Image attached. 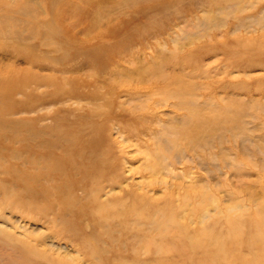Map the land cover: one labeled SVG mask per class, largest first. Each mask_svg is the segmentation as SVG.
I'll return each instance as SVG.
<instances>
[{
    "label": "rangeland",
    "instance_id": "obj_1",
    "mask_svg": "<svg viewBox=\"0 0 264 264\" xmlns=\"http://www.w3.org/2000/svg\"><path fill=\"white\" fill-rule=\"evenodd\" d=\"M0 18V70L27 80L21 116L109 156L125 197L112 206L141 205L97 243L111 264H264V0H0ZM7 204L0 229L34 231L0 232V264H16L19 232L84 258L26 264L90 261L39 206Z\"/></svg>",
    "mask_w": 264,
    "mask_h": 264
},
{
    "label": "bare ground",
    "instance_id": "obj_2",
    "mask_svg": "<svg viewBox=\"0 0 264 264\" xmlns=\"http://www.w3.org/2000/svg\"><path fill=\"white\" fill-rule=\"evenodd\" d=\"M0 74V198L8 201L6 207L13 210L39 206L38 216L67 233L64 235L66 239H80L86 243L91 257L86 264L97 263L96 260L101 264L115 263L106 255L110 250L97 243L107 241L106 235L113 240L111 227L117 221L121 224L120 217L126 218L130 211L134 215H143L140 212L141 205L134 201L130 210H126V203L122 202L116 207L112 206L113 201L125 197L114 193L117 180L115 175L112 176L114 163L110 157L78 147L80 137L66 132L60 134L53 126H36L33 119L21 116L22 112L29 113L32 110L24 111L14 96L27 80L8 69L0 70ZM86 124L87 127L91 126L88 122ZM92 137L94 139V136L89 138ZM133 195L142 198L146 193ZM121 204L123 206L118 209ZM117 217L119 220L115 219ZM22 222L18 217L13 221L17 225L15 227L4 222L0 232L11 241V236L16 235V228L25 232L34 231L33 228L29 229L30 224ZM104 228H108L107 232H99ZM51 234L32 240L27 233L19 232L16 242L10 247L16 254L13 262L26 264L44 254L48 257L50 250L61 249L72 261L84 259L79 250L75 257L67 246H59L54 242H50L48 250L37 251L35 248L44 239L54 237V233ZM109 245L114 248L112 241Z\"/></svg>",
    "mask_w": 264,
    "mask_h": 264
}]
</instances>
